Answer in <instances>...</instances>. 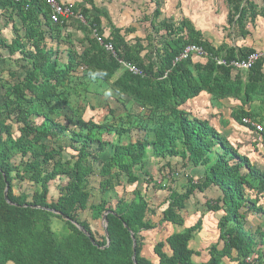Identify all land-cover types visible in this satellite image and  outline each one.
Returning <instances> with one entry per match:
<instances>
[{
	"label": "trees",
	"instance_id": "16d2710c",
	"mask_svg": "<svg viewBox=\"0 0 264 264\" xmlns=\"http://www.w3.org/2000/svg\"><path fill=\"white\" fill-rule=\"evenodd\" d=\"M83 1L66 5L84 19L76 21L83 33L78 38L72 20L51 21L43 0H0L4 26L13 33L11 39L0 34V50L10 59V66L0 70L8 75L0 73V264H196L194 256L200 253L190 242L203 227L202 217L157 242V262L143 254L142 232L155 228L156 209L146 191L127 187L139 183L137 167L148 185L169 190L161 218L173 225H185L187 202L196 193L218 188L220 195L206 202L209 212L221 215L219 237L209 247L205 264H264V227L247 226L249 215L264 216V169L209 120L184 108L202 92L215 100L237 98L241 105L232 118L253 131L243 117L264 126V58L248 70L219 65L215 57L229 62L257 50L215 46L186 17L164 18L158 27L152 23V39L144 45L140 38L127 39L134 28L116 26L95 0ZM152 1L159 18L164 0ZM226 2L228 23H237L236 35L245 39L248 26L264 18V0ZM103 18L110 24L109 33ZM95 30L114 45L115 55L98 41ZM189 44L204 47L211 56L193 55L174 64ZM0 59L6 58L0 54ZM121 60L134 62L143 74L130 72ZM90 94L112 98L119 106L91 104L93 110L107 109V115L101 121L85 119L77 99L87 101ZM152 157L164 161L168 173L175 170L170 158H179L182 167L201 169L195 173L201 176L186 173L183 191L176 190L164 182L173 179L161 168L164 180L153 179ZM58 179L65 182L57 185L58 199L50 201L51 183ZM15 181L29 182L33 192L16 193ZM94 189L115 192V202L101 198L90 204ZM88 209L97 220L110 211L109 244L105 228L97 235L82 218ZM53 218L63 221V232L53 229Z\"/></svg>",
	"mask_w": 264,
	"mask_h": 264
},
{
	"label": "rangeland",
	"instance_id": "374dc122",
	"mask_svg": "<svg viewBox=\"0 0 264 264\" xmlns=\"http://www.w3.org/2000/svg\"><path fill=\"white\" fill-rule=\"evenodd\" d=\"M72 5L82 3L81 0H72ZM81 1V2H79ZM259 1V0H258ZM96 4L108 11L112 22L120 28H134L135 31L130 33L127 38L130 40H134L135 38H140L141 42L144 45H148L150 40L152 39V35L150 37V33L152 29V23L158 27L159 23L164 18H173L175 21L180 20L183 17L189 18L197 29L201 30L204 34V37L213 43L215 46H219L223 43L238 44L242 45L241 40H238L236 35V31L238 29V24L236 23L233 26H230L228 23V14L230 12L229 6L226 0H164V4L161 6L162 15L159 18L154 17L156 5L152 0H95ZM82 20L80 15H72L68 21L73 22L74 33L76 37H83V33L78 30L76 27V21ZM75 20V21H73ZM5 18L1 15L0 10V34L6 39H11L13 36L11 27H5ZM103 26L106 30V33L111 31L110 24L106 18H103ZM255 26L256 29H255ZM250 30H252V35L248 38L249 41H253V45L256 50L263 51L264 49V18L259 17L254 26H249ZM251 37H253L251 39ZM159 39V37H158ZM135 41V40H134ZM158 40H156V43ZM0 54H2L6 59H0V70L6 69L10 66V59H8V53L1 49ZM60 58L62 61H66V53L62 51L60 54ZM4 77H8L7 72L4 70L0 72ZM211 95L205 94L203 98H201L200 102L205 100L208 106L211 103L210 99ZM206 98V99H205ZM88 102L84 98L77 99L78 101V109L81 111L85 119H95L96 121H101L107 115V109L97 107V109L93 110L92 105L97 106L100 102L110 104L112 107H118L119 104L115 103L112 98H105V96L98 97L96 95L90 94L87 98ZM203 99V100H202ZM236 103L239 102L238 99L230 98ZM218 101V100H216ZM199 102V103H200ZM198 103V102H197ZM218 104V102L216 103ZM198 105V104H197ZM220 107V105H218ZM121 107V106H120ZM136 108V107H135ZM133 106L131 110H136ZM217 107H214L216 109ZM218 112V111H217ZM223 117L212 118L214 124L220 126V129H224V133L228 136V138L233 142H236L238 145H241V149L246 152V148L244 147L243 141L247 140V137L243 134L233 132L227 130V126H223L220 120H223ZM140 137V134L134 136V139ZM113 138V137H112ZM65 159L69 156L67 154L64 155ZM253 159L257 161L256 163L264 169V158L262 156H253ZM172 162L173 173H168L169 169L163 168L165 163L163 161V165L159 162V160L155 158H151L150 160V171L153 176V179L158 180L159 182L164 180L162 178L161 168L164 170V174L169 175L170 179H173L170 183L168 181L167 184L176 190L183 191L187 183L186 173H193L196 178L201 176V169H195L192 165L188 164V166L182 167V160L179 158H170ZM136 174L140 177L139 183L130 185L127 184L129 190H132L134 187L139 186L141 189L146 191L148 199L156 209V215L153 217V221L155 223V228L148 231H143L142 236L144 237V248L143 254L153 263L158 261V256L154 252V246L157 242L164 240L167 236H169L173 232L183 231L185 227H189L194 224L200 217L203 218V227L196 232L194 238L190 242V247L195 251L200 252V255L194 256V261L196 264H205L209 259L208 249L218 238L219 231L217 228V222L220 217V213H212L208 211L207 208V200H215L219 195L220 191L218 188H210L205 193H196L188 202L187 209L184 211V216L186 219V223L184 226L173 225L167 222L162 221V210L166 207V198L169 194V190H158L153 188V184L148 185L145 179L144 173L141 171L139 167L136 168ZM65 180H56L51 183V190L49 194L50 201H55L59 197V191L57 189V185L59 183H64ZM126 183V182H124ZM148 187V188H147ZM14 189L16 193H21L22 191H26L27 193L33 192V186L27 182H14ZM117 191H122V187L117 188ZM116 193L106 192L101 193L98 189L93 190V195L90 200V204L98 203L101 198H108L112 202H115ZM264 201V200H263ZM262 203V201H261ZM81 216L83 219L87 220L92 230L97 235H102L104 233L103 222L102 219H93L92 211L90 209L81 212ZM264 227V216L254 214L248 216V227ZM53 229L57 232V234L64 231V223L59 218H53L52 220ZM8 264H13L12 262Z\"/></svg>",
	"mask_w": 264,
	"mask_h": 264
},
{
	"label": "crops",
	"instance_id": "0c3cea01",
	"mask_svg": "<svg viewBox=\"0 0 264 264\" xmlns=\"http://www.w3.org/2000/svg\"><path fill=\"white\" fill-rule=\"evenodd\" d=\"M60 1L62 3H64L65 5H68L70 7L74 6V5H72L73 4L72 2H74L72 0H60ZM81 1H82V3H79V4H86V2H84L83 0H81ZM81 1H79V2H81ZM103 10H105V9H103ZM105 11L108 13L107 10H105ZM108 15H109V13H108ZM250 25H252V24H250ZM252 26H254V25H252ZM256 27L257 26H255V29H256ZM249 31H250V35H248L245 39L240 38L239 36H237L238 40H241V42H242V45L240 44L239 46H251L252 48L256 49L255 46L252 43L253 41L251 42V41L248 40V38L253 34L252 30H250V28H249ZM252 38L253 37H251V39ZM231 45L238 46V44H231ZM262 48L264 49V46H262ZM205 94L210 95L207 92H202L199 96L190 99L186 103L184 108L187 111H189L190 113H192L193 115H195V116H198V117H201V118L209 120L210 123L213 126H215L217 129H219L222 132H224V129H220L219 128L220 126H218L217 124H214L213 121H212V118H217V116L220 117V118L223 117L224 119L220 120L219 123H221L223 126H227L228 127L227 130L231 131V133L236 132V133L243 134V135H245L247 137V140L243 141L244 147L246 148V152H244L241 149V145H238L234 141L233 142L231 141V142L234 145L238 146L242 153H245V154L249 155V157L252 159V161L254 163H256L257 161H255L253 159V156L258 155V156H262L264 158V134L258 133L255 130L254 131L250 130V129H248L245 126L240 125L238 122H236L232 118V112L235 109H237L238 107H240V105H241L240 100L238 99L239 102L236 103V104L233 101V99L230 100V98L216 101L215 99H213V97L211 95V97H212V99L210 97L211 103L208 106V104L205 102V100L202 99L203 101L200 102L201 98H203V96H205ZM234 99H237V98H234ZM217 102H218V104H216ZM218 105H220V107ZM214 107H217V108L214 109ZM247 109H249V106H247ZM261 116L264 117V113H261ZM217 224H218V222H217ZM218 237H219V235H218ZM217 240H218V238H217ZM215 242H213V243H215Z\"/></svg>",
	"mask_w": 264,
	"mask_h": 264
},
{
	"label": "built area",
	"instance_id": "2783aa9c",
	"mask_svg": "<svg viewBox=\"0 0 264 264\" xmlns=\"http://www.w3.org/2000/svg\"><path fill=\"white\" fill-rule=\"evenodd\" d=\"M14 2H19L22 0H12ZM46 5L49 6L50 8V19L52 22H60L65 20H69L72 15H75L72 11L71 8L66 6L64 3H62L60 0H43ZM80 17L83 19V17L80 15ZM94 35L97 37L98 41L104 45V47L110 51L111 53H114L115 55V49L114 45L111 42H104V38L97 33V31H94ZM193 55L200 56V57H210L211 55L209 52L202 46H199L197 44H189L185 47V49L174 59V64L176 62H179L181 60L187 59ZM264 58V52L263 51H253L249 53L246 57L244 58H238V59H233L231 61H227L223 57H215V60H217V63L219 65H227L235 69L239 70H248L251 69L259 60ZM121 63L132 73L142 75L143 72L142 70L135 64L134 62L131 61H124L121 60ZM242 122L245 125H251L252 128L258 132L264 134V126L258 122L253 120L251 117H243ZM248 260H252L251 258H248Z\"/></svg>",
	"mask_w": 264,
	"mask_h": 264
},
{
	"label": "water",
	"instance_id": "95a60500",
	"mask_svg": "<svg viewBox=\"0 0 264 264\" xmlns=\"http://www.w3.org/2000/svg\"><path fill=\"white\" fill-rule=\"evenodd\" d=\"M6 179V178H5ZM8 189H9V184L7 183V185H6V189H5V198L7 199L8 197H7V195H8ZM51 211H53V212H55V213H59V214H61L60 212H58V211H55V210H53V209H50ZM110 211H107L105 214H104V216H103V218H102V222H103V225H104V228H105V232H106V235H107V237H108V244H109V242H110V240H109V233H108V229H107V225H108V219H107V214L109 213ZM87 236H89V237H91V234H90V232H88L83 226H81V225H79V224H77L76 222H74ZM132 234V237H133V239H134V254H133V259H134V261H136V251H135V248H136V241H135V236H134V233L132 232L131 233ZM94 241V240H93Z\"/></svg>",
	"mask_w": 264,
	"mask_h": 264
}]
</instances>
